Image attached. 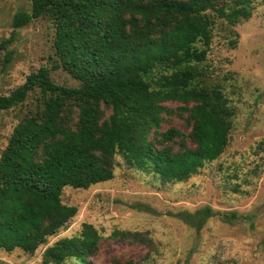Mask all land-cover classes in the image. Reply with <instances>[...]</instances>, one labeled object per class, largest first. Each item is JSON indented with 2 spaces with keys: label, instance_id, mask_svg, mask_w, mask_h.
<instances>
[{
  "label": "trees",
  "instance_id": "trees-1",
  "mask_svg": "<svg viewBox=\"0 0 264 264\" xmlns=\"http://www.w3.org/2000/svg\"><path fill=\"white\" fill-rule=\"evenodd\" d=\"M29 1L0 40L3 64L17 28L43 17L53 26L51 69L78 83L57 84L40 66L0 95V109H8L34 94L0 152V249L32 254L76 213L61 202L63 187L111 179L115 154L179 182L223 152L233 109L219 85L204 81L201 63L215 19H248L253 0ZM171 114L184 130L160 129ZM210 215L205 206L185 218L199 228ZM99 239L83 224L78 234L46 245L36 264H91Z\"/></svg>",
  "mask_w": 264,
  "mask_h": 264
},
{
  "label": "rangeland",
  "instance_id": "rangeland-1",
  "mask_svg": "<svg viewBox=\"0 0 264 264\" xmlns=\"http://www.w3.org/2000/svg\"><path fill=\"white\" fill-rule=\"evenodd\" d=\"M252 6L250 17L234 25L215 19L201 63L204 81L219 85L233 109L223 152L179 182H164L115 154L111 179L85 189L63 187L61 202L76 213L56 234L32 254L0 249V264H36L46 245L78 234L83 224L100 235L91 264H264V2L253 0ZM29 9V0H0V40L8 36L13 14ZM52 37V23L43 17L17 28L5 64L0 50V95L40 66L50 68L57 84H78L61 68L51 69ZM33 96L0 109V152L33 107ZM170 125L185 129L174 114L165 116L160 129ZM205 206L211 215L199 228L190 224L194 217L186 221V214Z\"/></svg>",
  "mask_w": 264,
  "mask_h": 264
}]
</instances>
